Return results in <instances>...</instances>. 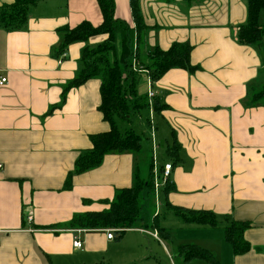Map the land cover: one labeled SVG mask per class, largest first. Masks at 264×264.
<instances>
[{
	"label": "crops",
	"instance_id": "obj_1",
	"mask_svg": "<svg viewBox=\"0 0 264 264\" xmlns=\"http://www.w3.org/2000/svg\"><path fill=\"white\" fill-rule=\"evenodd\" d=\"M18 2L0 0V16L15 13ZM113 2L114 18L134 28L130 0ZM136 3L145 27L138 42L139 65L156 47L166 51L182 44L190 47L189 64L196 68L172 69L152 82L153 100L163 108L147 109L151 147L159 129L170 141H165L161 166L171 164L173 189L159 191L163 210L209 211L220 222L216 228L180 222L181 236H170L169 242L176 249L199 246L220 264H264V103L249 105L252 94L264 86V48L238 43L239 29L247 21L246 0ZM25 14L21 27L0 21V79H6L0 86V264H116L109 250L128 233L150 235L168 252L157 232L154 237L145 228L126 230L116 242L107 240L103 230L68 227L74 216L107 209L105 201L132 186L144 148L141 144L139 154L106 155L98 167L73 175L71 189L63 190L77 158L91 148L90 137L107 133L109 124L98 111V79L64 93L81 67L82 50L106 37L95 36L60 52L61 30L83 22L99 27L102 15L97 0H38ZM122 45L117 34L118 56ZM140 73L147 88L148 73ZM174 141L177 158L167 152ZM160 207L155 208L158 217ZM232 221L250 225L243 239L251 250L243 255H233L225 241L224 227ZM75 236L83 244L79 250L72 245ZM132 252L130 264L146 259L138 257V250Z\"/></svg>",
	"mask_w": 264,
	"mask_h": 264
},
{
	"label": "trees",
	"instance_id": "obj_2",
	"mask_svg": "<svg viewBox=\"0 0 264 264\" xmlns=\"http://www.w3.org/2000/svg\"><path fill=\"white\" fill-rule=\"evenodd\" d=\"M15 13H3L0 21L7 26L21 27L26 22L25 11L38 0H18ZM137 0H130L133 14L134 28L127 23L114 18L113 0H97L102 24L93 27L83 22L74 28H64L59 51L64 52L74 43L87 42L95 36H105V41L94 47L84 48L81 52V67L73 82L65 89L76 88L91 79L100 81V104L98 111L109 124V131L104 134L93 135L89 141L91 148L83 151L77 158L74 170L65 181L63 190H70L73 175H78L98 167L104 157L111 153H140V137L132 130L123 134L118 130L116 120L130 122L131 116L148 109L147 93L139 95L138 85L141 80L140 71L132 68V59L138 57V42L145 27L137 8ZM186 4L197 0H182ZM247 21L239 29L238 43L245 46L264 48V24L260 23V15L264 13V0H246ZM122 36V49L120 56L116 52V35ZM134 39L136 47L133 49ZM132 45V46H131ZM190 47L188 45L174 44L168 50L162 51L158 47L148 54L146 65L141 66L147 71L152 82L158 81L167 71L183 69L189 72L196 70L189 64ZM137 60V59H136ZM139 62V61H138ZM154 101H156L154 99ZM264 103V86L252 94L249 105ZM156 107L154 112L162 110ZM169 157L177 158L178 146L174 141L168 147ZM153 161V159H152ZM154 163L147 165L146 172L139 168L129 188L117 190L112 201H105L108 208L101 212L85 213L74 216L68 227L71 229H84L89 232L114 230L115 241L121 240L126 230L151 229L157 231L158 238L163 242L170 239L169 232L158 224V215L153 205ZM162 170V166L160 170ZM145 175L141 177V172ZM164 193L172 191L173 186L169 180L162 187ZM171 210V211H170ZM176 218L187 225L216 228L219 226L217 216L209 211H190L179 207H168ZM143 224V225H142ZM250 227L247 222H230L224 227L225 241L231 245L233 255H243L251 250L250 245L244 241V232ZM177 256L185 262L200 260L206 264H220V262L207 250L196 245H181L177 248Z\"/></svg>",
	"mask_w": 264,
	"mask_h": 264
},
{
	"label": "rangeland",
	"instance_id": "obj_3",
	"mask_svg": "<svg viewBox=\"0 0 264 264\" xmlns=\"http://www.w3.org/2000/svg\"><path fill=\"white\" fill-rule=\"evenodd\" d=\"M260 23L264 24V13H261L260 15ZM147 63V62H146ZM144 63L143 65H146ZM80 66V61L78 62ZM142 65V64H141ZM142 65V66H143ZM138 93L139 95H145L148 90L145 87L144 79L141 78L139 85H138ZM147 103L148 107L150 106L149 104V99L147 97ZM156 107H161L157 101L152 100L151 101V110L154 111ZM149 109V108H148ZM148 111L147 110H142L139 113L131 116L130 122H122L120 120H116L117 123V128L118 130L123 134L126 130H132L135 134H137L140 137V145L142 144L144 150L142 149L141 151L143 152L141 161H139L140 168H143L144 171L146 172L147 165L152 164V152H151V141H150V129L147 124V119H148ZM170 143L169 139H165L163 137L161 130L159 129V133L155 134V146H156V151H155V162H154V168L155 170H159L161 166V160L165 159V150L167 146V142ZM141 172V177L145 175V173L142 171ZM154 190V189H153ZM161 193V192H160ZM157 196L155 191L153 194V205L157 209L159 207V204L161 209H160V216L158 217V224L161 228H165L169 231V234L172 238H176V236H181L180 230L177 229L178 224L180 225V220L173 216V214H169L166 212V210H163V197L162 193L161 195ZM157 197L159 198V204L157 201ZM155 209V210H156ZM171 211V210H170ZM143 225V224H142ZM153 234H156V230H151L149 229ZM170 240V239H169ZM170 240V242H171ZM169 241H167L165 244L168 247V252H165L162 247L149 235H136L134 233H128L125 234V237L122 239V242L119 246H113L110 248L109 252V258L116 264H130L128 255L132 254L133 250H138L140 252V255L138 254V257H144L145 260L140 261L137 264H185L183 263L179 256H177V249H176V244L173 245ZM133 249V250H132ZM135 255V254H134ZM169 256L171 257V260L169 259ZM136 255L134 256V259L137 260ZM179 257V258H178ZM148 258V259H147ZM182 259V258H181ZM140 260V259H139ZM184 261V260H183Z\"/></svg>",
	"mask_w": 264,
	"mask_h": 264
},
{
	"label": "built area",
	"instance_id": "obj_4",
	"mask_svg": "<svg viewBox=\"0 0 264 264\" xmlns=\"http://www.w3.org/2000/svg\"><path fill=\"white\" fill-rule=\"evenodd\" d=\"M139 63L136 59H132V68L134 71H140V72H143V73H147L141 66L139 67ZM6 83V79L5 78H1L0 79V86H3L4 84ZM152 81L150 79H148L147 81V90H148V93H147V97L149 99V108L151 109V101L153 100L155 94L153 93L152 91ZM152 142H153V147L152 148V151H153V163H154V151L156 149V146L154 144V140L152 138ZM3 169V165L0 164V171ZM171 171H172V166L171 164H164L162 166V170L161 171H157V170H154V180H153V189L156 193V195H158L159 191L162 189V187L167 183V181L169 180L170 178V175H171ZM158 201V200H157ZM25 217L27 219V221L30 223L32 221V213L30 211H28L27 213H25ZM113 231L114 230H105V233H106V238L107 240L111 241L114 239V235H113ZM82 231L81 230H76V234H80ZM154 237H156V234H154ZM72 245L75 249H81L83 244H82V241L79 239V237L75 236L73 237V242H72Z\"/></svg>",
	"mask_w": 264,
	"mask_h": 264
}]
</instances>
